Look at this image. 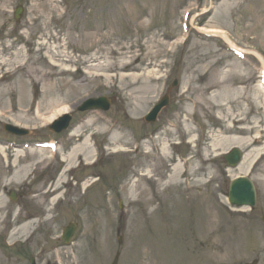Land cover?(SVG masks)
Instances as JSON below:
<instances>
[{
  "label": "rangeland",
  "instance_id": "374dc122",
  "mask_svg": "<svg viewBox=\"0 0 264 264\" xmlns=\"http://www.w3.org/2000/svg\"><path fill=\"white\" fill-rule=\"evenodd\" d=\"M19 5L24 13L16 21ZM200 26L224 30L236 51ZM254 55L264 61V0H0V141L56 148L60 135L47 120L65 109L74 119L85 116L79 107L90 97L112 101L108 112L93 113L65 136L58 152L12 154L0 144V264H29L31 257L112 264L118 251L119 264H264V85ZM97 63L115 66L99 71ZM232 63L252 79L236 85L246 91L211 98L212 89L204 97L202 77ZM168 88L170 105L159 121L145 122ZM4 123L30 134L6 133ZM83 136L90 145L78 155L86 164L70 157V144L82 145ZM234 146L251 157L248 172L226 164ZM95 173L101 180L90 177ZM244 175L257 188L252 209L228 201L230 182ZM72 176L85 179L83 187ZM67 180L71 187L58 189ZM24 186L25 199L12 201L9 191ZM31 214L38 217L28 223ZM72 222L74 242L58 247Z\"/></svg>",
  "mask_w": 264,
  "mask_h": 264
},
{
  "label": "bare ground",
  "instance_id": "6f19581e",
  "mask_svg": "<svg viewBox=\"0 0 264 264\" xmlns=\"http://www.w3.org/2000/svg\"><path fill=\"white\" fill-rule=\"evenodd\" d=\"M199 30L204 31V32H206L208 34H215L217 36L219 35L222 38H224V40L227 41L230 44V46H233V43L231 42V40L229 39V37L227 36V34L224 32V30H221L220 28H217V27H212V28L199 27ZM112 55H117V53L115 54V53L112 52ZM57 56L63 58L62 61H64V62H70L71 61V58H73L72 55H67L66 52H64L62 50H60L59 53H57ZM259 58H260V60H261V62L263 64L261 73L263 75V81H264V61H263V59H262V57L260 55H259ZM51 62L54 63L55 65H59V64H57L54 61V59H51ZM211 62L212 61H210V62L208 61L206 67H208L209 65H211ZM92 65L93 66L95 65V67L97 66V68L99 69V71H101V70H111L115 66L114 63H106V64H103V65H101V64L98 65V63H97V64H92ZM128 67L130 68L129 63H126V64L123 63V64H121V69L124 70V71H127L126 69H129ZM134 68L135 67H133L132 69H134ZM65 69H68V68L66 67ZM244 71H246V70L242 66L241 63H232V65L229 66V68H228V70H226V72H221V71L217 70L213 74H211V76H209L207 78H206V76L202 77V80L204 81V83H206L203 86L202 90H201L202 91V95L205 97V95L207 94V92H209L212 89H215L214 92H216V93L215 94H212L211 98H216V97H219V96L221 98H231L233 95H235L237 93L243 94L246 91L245 90L246 88H244V87H238L236 85L242 84V83H244V81L246 82L248 80H252L251 78H248L249 76L247 77L246 75H244ZM252 76L254 77L253 74H252ZM135 78H136V76L134 75L133 76V79H135ZM149 83H153V82L150 81ZM151 85H153V84H151ZM133 94H139V93H138V91H136L134 89L133 90ZM200 100H203V98L201 97ZM204 100H205V98H204ZM227 110L229 112H232L230 110V107ZM67 112L68 111L66 109L65 110H62V113H63L62 115L66 114ZM219 115L221 116V114H219ZM54 120H55V117H51V119H49L47 121H50L52 123ZM230 142L233 145H239L240 144V141H238L237 138H235V137L232 138V139H230ZM89 145H90L89 138L84 139V142H83L82 145H79L78 147H76L75 149H73L71 151L70 157H73V156L77 157L78 152L80 150H84L86 148H89ZM214 146L219 147L220 145L219 144H216ZM31 150H35V149H31ZM166 150H167V148L164 147V151L165 152H166ZM18 152H22V150H20V151L18 150ZM40 152H43V151L40 150ZM116 152H118V150H116ZM36 154L43 155V154H40L39 152H36ZM21 156H24V154L21 155ZM15 159H14V161H15ZM18 161H19V159H18ZM251 164H252L251 163V157L248 156V155L245 156L244 159H243V162L239 166L240 171H242V172H248L250 170ZM179 166H180V164L177 165V167H175L176 170H178V167ZM28 168H30V169H29L27 175L31 172V169H32L31 164L27 162L25 164V170H28ZM172 177H174V176H172ZM86 184H88V182H86ZM51 192L52 191L49 190L47 193H51Z\"/></svg>",
  "mask_w": 264,
  "mask_h": 264
},
{
  "label": "water",
  "instance_id": "95a60500",
  "mask_svg": "<svg viewBox=\"0 0 264 264\" xmlns=\"http://www.w3.org/2000/svg\"><path fill=\"white\" fill-rule=\"evenodd\" d=\"M22 15V10L18 9L16 13L17 19H19ZM177 84V81L175 82ZM106 100L105 98L97 99V100H89L87 101L83 109H92V108H104L107 109L108 105H105ZM169 97L166 96L153 110V112L147 117L149 121H155L157 119L158 114L160 111L167 105H169ZM69 115H65L61 119L57 120L53 125L50 126L51 130L59 131L62 128H66L69 124ZM6 129L12 131L14 133H21L23 132L22 129L16 128L10 124L6 125ZM241 151L237 148L233 149L229 154L225 156L227 163L230 166H236L241 161ZM229 199L231 203L239 205V206H254L256 204V190L253 181L246 177H238L234 179L230 186V194ZM74 231V226H71L66 229L64 239L69 241L72 233ZM113 264H118V256L116 257ZM255 264V263H254Z\"/></svg>",
  "mask_w": 264,
  "mask_h": 264
},
{
  "label": "flooded vegetation",
  "instance_id": "af4514ba",
  "mask_svg": "<svg viewBox=\"0 0 264 264\" xmlns=\"http://www.w3.org/2000/svg\"><path fill=\"white\" fill-rule=\"evenodd\" d=\"M79 118V117H78ZM77 118V119H78ZM73 119H74V117H73ZM74 121L75 122H78V121H76V119H74ZM154 128V127H153ZM62 135V134H61ZM59 142L62 144V140L60 139L59 140ZM29 191V187H26V186H24L23 188H21V191H20V196H21V198H25V195L27 194V192Z\"/></svg>",
  "mask_w": 264,
  "mask_h": 264
}]
</instances>
